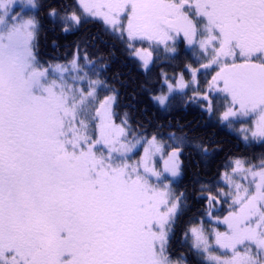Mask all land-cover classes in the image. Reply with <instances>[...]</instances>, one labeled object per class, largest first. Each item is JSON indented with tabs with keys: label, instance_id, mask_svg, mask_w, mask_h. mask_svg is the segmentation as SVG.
<instances>
[{
	"label": "snow or ice",
	"instance_id": "1",
	"mask_svg": "<svg viewBox=\"0 0 264 264\" xmlns=\"http://www.w3.org/2000/svg\"><path fill=\"white\" fill-rule=\"evenodd\" d=\"M0 264H264V0H0Z\"/></svg>",
	"mask_w": 264,
	"mask_h": 264
},
{
	"label": "trees",
	"instance_id": "2",
	"mask_svg": "<svg viewBox=\"0 0 264 264\" xmlns=\"http://www.w3.org/2000/svg\"><path fill=\"white\" fill-rule=\"evenodd\" d=\"M63 43V41H61ZM117 67H118V62H117Z\"/></svg>",
	"mask_w": 264,
	"mask_h": 264
}]
</instances>
